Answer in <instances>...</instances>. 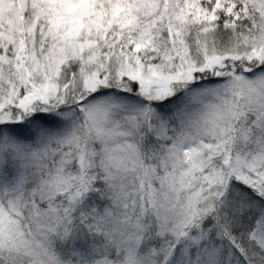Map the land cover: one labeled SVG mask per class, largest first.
Returning a JSON list of instances; mask_svg holds the SVG:
<instances>
[{
  "label": "snow or ice",
  "instance_id": "1",
  "mask_svg": "<svg viewBox=\"0 0 264 264\" xmlns=\"http://www.w3.org/2000/svg\"><path fill=\"white\" fill-rule=\"evenodd\" d=\"M0 264H264V0H0Z\"/></svg>",
  "mask_w": 264,
  "mask_h": 264
}]
</instances>
